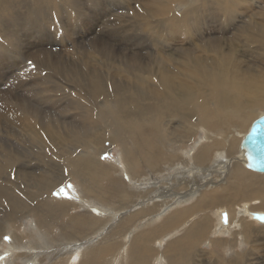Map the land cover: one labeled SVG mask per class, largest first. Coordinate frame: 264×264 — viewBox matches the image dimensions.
<instances>
[{
  "label": "bare ground",
  "instance_id": "obj_1",
  "mask_svg": "<svg viewBox=\"0 0 264 264\" xmlns=\"http://www.w3.org/2000/svg\"><path fill=\"white\" fill-rule=\"evenodd\" d=\"M17 1L0 0V36L27 0ZM34 1L31 9L39 14L31 11L27 26L45 19L59 24V8L76 2ZM175 5L182 15L169 12ZM127 8L147 20L145 27L152 16L143 13L166 16L157 28L169 41L178 40L180 30L184 46L148 61L113 46L109 56L86 52L85 60L38 46L21 69L17 58L6 66L9 75L17 69L22 79H38H24L18 89L14 83L13 94L0 90V100L9 101L0 103V242L8 232L18 248L8 243L10 250L21 252L5 264L21 258L36 264L45 258L55 264H264V173L249 168L242 146L264 115V1L129 0ZM91 10L85 5L81 14ZM119 10L116 21L125 18ZM88 23L109 26L98 15ZM65 24L72 29L69 41L77 33ZM95 41L91 50L99 53ZM7 58L0 46V71ZM35 88L55 93L45 99L58 98L49 104L59 102L61 112L46 111ZM114 146L121 160L106 164L102 155ZM74 179L83 209L71 216L77 205L55 195ZM69 216L75 221L69 237L42 243L29 235L51 234ZM29 217L36 230L19 235Z\"/></svg>",
  "mask_w": 264,
  "mask_h": 264
},
{
  "label": "rangeland",
  "instance_id": "obj_2",
  "mask_svg": "<svg viewBox=\"0 0 264 264\" xmlns=\"http://www.w3.org/2000/svg\"><path fill=\"white\" fill-rule=\"evenodd\" d=\"M19 1L20 0H18L17 3H19ZM80 1L76 0V2L70 8H67V9L63 7L59 8V11H58L59 15L64 17L63 21H61V19L59 18L58 20L60 22L59 24H51L50 22L51 20L45 19V21L39 26L25 25L26 22L29 21L28 18L32 17L31 11H35L37 15L39 14L38 9H34V10L31 9L33 8L32 7L33 2H29V0H27L25 3L21 4L20 2V5L16 6L18 12L16 13L13 12L14 18L9 23V25L11 24L12 25L10 27H7L3 31L2 33L3 36H0V46L3 49L4 55L9 56V58H7L5 61V68L3 69L4 72L3 70L0 71V83H2V81L3 82L5 81L3 85H0V90H2V92H9L13 94L15 91H17L14 89V83H17V89H18L19 87H22L24 83V79L28 80L29 82L35 79H38V78H35V76L33 79V77H30V75H28L29 78L26 77L22 79V77H24L25 75L18 74L17 69L15 70V73H12L9 75V67L8 68L6 67L7 65L10 66V62L14 58H17L16 66L18 69H21V67L25 64L24 63L25 60L23 59V57H29L30 55L37 53L38 52L37 49H39L37 48L38 46L46 47L47 45H49L48 49L53 50V54L61 52L62 56H65V58L71 59V60H78V59L85 60L84 58L89 59L86 52H89L95 58L101 59V57L109 56L112 53L113 50L111 46H113V47H116L118 50H120L119 52L121 55L130 56V53L136 54L138 55V59H146L147 61L148 59H157L159 57L158 55L159 53L161 55H166V54H169L170 52L178 53L181 50V49L179 50V48L184 46L183 43L181 46L178 45L180 43L178 42V40L181 41L183 38V33L180 32V30L176 31V33L178 34L176 36V39L178 40L169 41L170 38L163 36V33H162L163 28H157V27L163 26V24L166 22L165 21L166 16H154L155 14L153 13H151V15H147L146 13H143L144 17L152 16L148 18V20L151 21L150 26L145 27L144 25L147 23L146 19H143L141 15H137L135 12H129L130 10L127 8V3L129 2V0H102L105 2L103 5L101 4L102 1H99V0L94 1L93 5H91L92 3L89 0H80ZM136 1H140V3H142V0H136ZM34 2L38 4V0H35ZM78 3L82 4L81 6L82 8H80ZM85 5L89 7L90 9H92L91 10L92 14L88 17L81 14V10L85 8ZM176 6L177 5L173 7V10H169V12L173 14H177V15H182L183 14L182 8H176ZM119 9L123 10L122 14L123 16L125 15V18L124 19L121 18V20L116 21L115 15ZM79 10H80V13H79ZM44 13H50V12L48 10H45ZM95 15H98L99 18L104 17V20L108 21L107 24H109V26L105 27V25L100 26L99 24L92 25L88 23V20L91 19V17H94ZM161 19H162V22H161ZM14 20L19 21L21 24L13 25ZM65 20L69 21L72 26H75L74 32L77 33L69 41H64V40L66 39V36H68L72 32V29H67L68 31H66ZM31 23L32 22H30L29 25H31ZM45 24L48 25L49 27H46ZM88 25H91L94 28H86V26ZM210 25L211 23L206 21L204 22L203 28L207 29ZM57 26H60L61 29L59 30ZM212 27H216V25H212ZM96 38H100L101 40L95 41ZM75 39H77V41L73 43ZM155 39L157 42L155 41ZM91 41H95L96 43H98V45L100 46L99 53L97 52V50L96 52L91 50L92 47L90 45L93 44V42ZM153 53H155V55ZM44 54L45 53H40V55H44ZM28 64L30 65L29 62ZM4 77L6 79H4ZM66 77L72 78L70 73H67ZM35 92L38 94V96H34V98L35 100L39 101V104L42 105L43 108H46V106L44 105L48 104L46 111L55 109L56 111L61 112V109L63 108V106H61L59 102H57L55 105L49 104L51 100H57L58 98L53 97L50 99L49 98L45 99L46 97H49V95H52V96L55 95V93L50 92V91H47L45 93L40 88H35ZM22 95H26L25 89L23 90ZM0 103H6L9 105V101L0 100ZM0 112L3 114V110L0 109ZM4 113L9 115V106L7 107V111H5ZM259 113H261L259 116L263 115L264 108L262 110L259 109ZM155 133L156 132H149L148 135L150 137H154L156 136ZM204 135H205L204 129L202 128L200 129L198 139H201V138L203 139ZM114 147L108 148L105 151L104 155H102V158L104 159V162L106 164L108 163L114 164L118 160H121L120 148L118 146H114ZM192 147H193L192 148L193 151L195 152V148H198V145H195ZM105 181H106L105 185L110 188L109 181H107V179ZM65 184L66 185L60 187L61 189H59V194L55 195V198L56 200H59V201L63 200V201L72 202L76 204L77 209L71 211V216H73L76 212H79L80 210L82 211L83 209L81 208L82 206L79 204V202H82L81 193H80L81 187L76 179H74L73 181H67ZM72 220H73V217H70V218H66V220L64 221H61L59 223V226H62V227H58L59 230L57 229L55 232H51V234H47L44 229V230H41L42 232L39 231V232L29 233V235H32V237L38 242L43 241L42 243L44 242L48 243L49 237L58 235V234L60 236V239H62L66 235L67 236L69 235L68 232L73 233V231H75L73 228L75 221H72ZM22 222H23L22 228L18 229L19 235H25L29 232V229L36 230L37 228L34 226L35 219L33 217H29L28 219H25ZM6 233H7L6 236L3 238L4 243H2L3 241L0 242V248H1L0 254L1 253L3 254V255L2 254L0 255V264H5L11 258L21 253L19 251L15 253L12 250H10L8 243L12 244V248L13 247L16 249L18 248L16 246V242L14 240H11V236L8 234V232ZM100 238H101L100 236H97L95 238L96 240L94 239V242L99 241ZM63 245H66V244L64 243ZM63 245L61 247H64ZM52 246L54 247V245ZM208 246H209L208 244L207 245L203 244L201 248L203 250H209L210 247ZM156 247H159V244H156ZM6 250L8 252L10 250V252L12 253L9 254ZM60 251L65 252L66 250H63V248H61ZM42 258H45V256H43ZM25 262L26 261L23 258H21L20 260H17V263L19 264H22V263L36 264V263H29V262L25 263ZM44 264H55V260L51 261L50 259L45 258ZM59 264H62V262ZM153 264H155V261L153 262Z\"/></svg>",
  "mask_w": 264,
  "mask_h": 264
},
{
  "label": "water",
  "instance_id": "obj_3",
  "mask_svg": "<svg viewBox=\"0 0 264 264\" xmlns=\"http://www.w3.org/2000/svg\"><path fill=\"white\" fill-rule=\"evenodd\" d=\"M250 160L253 172L264 173V115L253 122L242 144ZM264 222V216H259Z\"/></svg>",
  "mask_w": 264,
  "mask_h": 264
},
{
  "label": "snow or ice",
  "instance_id": "obj_4",
  "mask_svg": "<svg viewBox=\"0 0 264 264\" xmlns=\"http://www.w3.org/2000/svg\"><path fill=\"white\" fill-rule=\"evenodd\" d=\"M63 191V190H62ZM226 222H227V220H226Z\"/></svg>",
  "mask_w": 264,
  "mask_h": 264
}]
</instances>
